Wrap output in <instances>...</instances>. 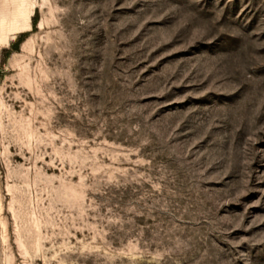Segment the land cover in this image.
I'll return each instance as SVG.
<instances>
[{
  "label": "rangeland",
  "instance_id": "obj_1",
  "mask_svg": "<svg viewBox=\"0 0 264 264\" xmlns=\"http://www.w3.org/2000/svg\"><path fill=\"white\" fill-rule=\"evenodd\" d=\"M0 264H264V0H0Z\"/></svg>",
  "mask_w": 264,
  "mask_h": 264
}]
</instances>
